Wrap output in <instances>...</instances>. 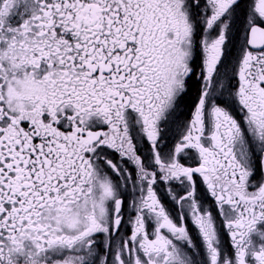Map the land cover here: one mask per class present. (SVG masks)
Listing matches in <instances>:
<instances>
[{"label":"snow or ice","instance_id":"1","mask_svg":"<svg viewBox=\"0 0 264 264\" xmlns=\"http://www.w3.org/2000/svg\"><path fill=\"white\" fill-rule=\"evenodd\" d=\"M0 264H264V0H0Z\"/></svg>","mask_w":264,"mask_h":264}]
</instances>
